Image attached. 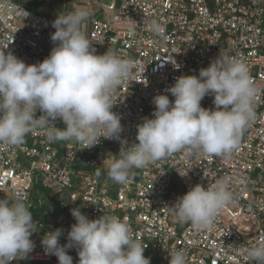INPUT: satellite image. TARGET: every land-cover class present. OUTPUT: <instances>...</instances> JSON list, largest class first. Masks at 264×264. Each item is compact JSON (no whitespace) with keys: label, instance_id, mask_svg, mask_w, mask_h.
I'll return each instance as SVG.
<instances>
[{"label":"built area","instance_id":"obj_1","mask_svg":"<svg viewBox=\"0 0 264 264\" xmlns=\"http://www.w3.org/2000/svg\"><path fill=\"white\" fill-rule=\"evenodd\" d=\"M11 2L16 11L0 20V45L8 43L6 53L38 64L54 47L55 28L45 15ZM97 2L82 27L96 54L108 50L138 62L129 80L112 93V111L121 117L126 144L101 138L99 144L83 148L75 141L51 142L37 129L18 146H0V199L23 198L37 229L30 237L33 252L9 264H58L55 255L45 254L41 240L59 228L60 243L67 244L76 222L71 209L76 207L89 219L106 213L125 220L131 238L146 246L144 255L157 264H169L168 251H181L185 264H246L242 250L264 239V0ZM129 20L131 31L118 26ZM152 20L163 26V36L150 30ZM220 52L243 60L257 89L256 119L242 132L238 147L226 156L185 149L132 169L125 184L109 179L108 159L138 142L137 126L152 117L153 97L165 93L174 102L167 89L176 79L198 75ZM213 100L206 95L202 107L214 110ZM41 114L36 112L37 117ZM114 147L116 154H110ZM221 179L227 181L233 202L216 216L210 230L175 219L173 205L180 196L198 183L207 188ZM67 251L78 264L77 249Z\"/></svg>","mask_w":264,"mask_h":264},{"label":"clouds","instance_id":"obj_2","mask_svg":"<svg viewBox=\"0 0 264 264\" xmlns=\"http://www.w3.org/2000/svg\"><path fill=\"white\" fill-rule=\"evenodd\" d=\"M16 11L11 0H0V20ZM91 12L76 7L58 13L52 22L54 47L38 64H26L12 52L8 43L0 45V146H18L37 129L51 142L75 141L91 148L101 138H121V117L112 111V93L129 80L138 62L118 57L114 52L96 54L92 41L82 31ZM119 27L131 31L129 20ZM150 30L164 35L163 26L149 22ZM170 60L176 69L180 65ZM133 81V80H131ZM175 98L158 93L152 117L137 126L136 140L109 158L107 176L125 184L132 169H141L182 150L203 155L226 156L236 149L242 132L256 119L257 89L243 60L220 54L198 75H181L167 89ZM213 95V109L201 105ZM42 114L36 116V112ZM61 120L65 127H57ZM118 157V158H117ZM182 175V174H181ZM183 176V175H182ZM233 202L226 180L191 187L174 206L178 222H190L198 230H210L216 216ZM75 223L62 245V229L46 233L41 244L46 255H55L58 264H73L67 249H77L78 264H150L145 247L130 236V227L118 216L104 214L89 219L79 207L71 209ZM37 231L33 213L24 199H0V264L25 259L35 244L30 238ZM169 264H185L181 251H168ZM246 264H264V239L241 253Z\"/></svg>","mask_w":264,"mask_h":264},{"label":"rangeland","instance_id":"obj_3","mask_svg":"<svg viewBox=\"0 0 264 264\" xmlns=\"http://www.w3.org/2000/svg\"><path fill=\"white\" fill-rule=\"evenodd\" d=\"M18 3H21L27 7H32L34 2H36L39 13L45 15L50 19L51 22H53L58 13L66 14L68 12L73 11L76 7H86L90 10L91 15L92 11L98 8V2L97 0H14ZM89 1V2H88ZM99 17H102V14L99 13ZM58 127L63 128L64 123L62 121L58 122ZM115 152H111L110 154H116V149L114 147ZM2 199H8L11 200L9 197H4ZM148 257V256H145ZM149 258V257H148ZM154 259L150 258V264H157ZM28 264H44L42 262H35V263H28Z\"/></svg>","mask_w":264,"mask_h":264},{"label":"trees","instance_id":"obj_4","mask_svg":"<svg viewBox=\"0 0 264 264\" xmlns=\"http://www.w3.org/2000/svg\"><path fill=\"white\" fill-rule=\"evenodd\" d=\"M29 8L33 9L36 12H39L36 2H34L33 8L32 7H29Z\"/></svg>","mask_w":264,"mask_h":264},{"label":"bare ground","instance_id":"obj_5","mask_svg":"<svg viewBox=\"0 0 264 264\" xmlns=\"http://www.w3.org/2000/svg\"><path fill=\"white\" fill-rule=\"evenodd\" d=\"M89 2V1H88Z\"/></svg>","mask_w":264,"mask_h":264}]
</instances>
